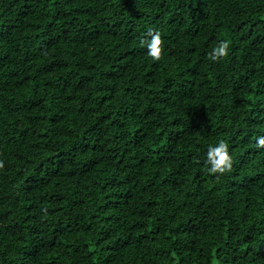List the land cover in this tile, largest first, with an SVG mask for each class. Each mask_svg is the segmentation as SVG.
Returning <instances> with one entry per match:
<instances>
[{
  "label": "trees",
  "instance_id": "trees-1",
  "mask_svg": "<svg viewBox=\"0 0 264 264\" xmlns=\"http://www.w3.org/2000/svg\"><path fill=\"white\" fill-rule=\"evenodd\" d=\"M259 137L264 0H0V264H264Z\"/></svg>",
  "mask_w": 264,
  "mask_h": 264
},
{
  "label": "clouds",
  "instance_id": "clouds-1",
  "mask_svg": "<svg viewBox=\"0 0 264 264\" xmlns=\"http://www.w3.org/2000/svg\"><path fill=\"white\" fill-rule=\"evenodd\" d=\"M151 37L147 41L148 55L156 61L162 59L163 54V40L158 31L153 32L149 30L147 33ZM145 41H141L143 45ZM229 54V41L223 40L216 47L212 49L210 53V59L213 61H218L220 59L226 58ZM256 146L264 147V137H259L256 141ZM206 163L210 165L207 171L210 174H224L225 172H230L233 166V157L229 153L228 144L220 140L216 146H209L207 150ZM0 167H3V163L0 162Z\"/></svg>",
  "mask_w": 264,
  "mask_h": 264
}]
</instances>
